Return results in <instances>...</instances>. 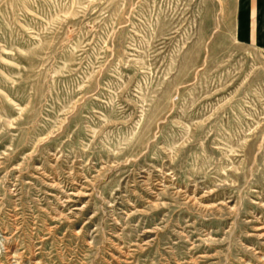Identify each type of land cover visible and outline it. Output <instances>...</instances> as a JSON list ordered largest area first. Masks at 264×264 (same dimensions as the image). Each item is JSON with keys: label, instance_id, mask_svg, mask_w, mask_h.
Here are the masks:
<instances>
[{"label": "rangeland", "instance_id": "1", "mask_svg": "<svg viewBox=\"0 0 264 264\" xmlns=\"http://www.w3.org/2000/svg\"><path fill=\"white\" fill-rule=\"evenodd\" d=\"M245 4L0 0V264H264Z\"/></svg>", "mask_w": 264, "mask_h": 264}, {"label": "crops", "instance_id": "2", "mask_svg": "<svg viewBox=\"0 0 264 264\" xmlns=\"http://www.w3.org/2000/svg\"><path fill=\"white\" fill-rule=\"evenodd\" d=\"M245 6V38L264 47V0H246Z\"/></svg>", "mask_w": 264, "mask_h": 264}]
</instances>
